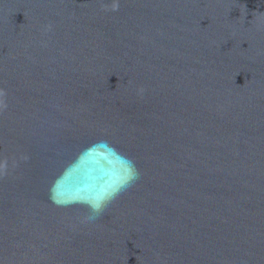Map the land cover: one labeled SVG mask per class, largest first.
Listing matches in <instances>:
<instances>
[{
	"label": "water",
	"instance_id": "obj_1",
	"mask_svg": "<svg viewBox=\"0 0 264 264\" xmlns=\"http://www.w3.org/2000/svg\"><path fill=\"white\" fill-rule=\"evenodd\" d=\"M0 264H264V0H0Z\"/></svg>",
	"mask_w": 264,
	"mask_h": 264
}]
</instances>
